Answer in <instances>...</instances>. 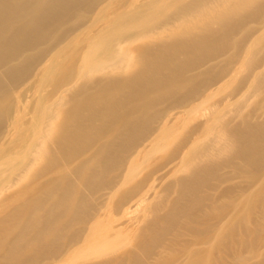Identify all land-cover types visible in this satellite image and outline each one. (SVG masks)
I'll return each mask as SVG.
<instances>
[{
  "label": "bare ground",
  "instance_id": "obj_1",
  "mask_svg": "<svg viewBox=\"0 0 264 264\" xmlns=\"http://www.w3.org/2000/svg\"><path fill=\"white\" fill-rule=\"evenodd\" d=\"M176 182L171 237L114 259L158 264L186 235L190 264L260 256L244 215L264 217V0H0V264L96 246L109 205Z\"/></svg>",
  "mask_w": 264,
  "mask_h": 264
},
{
  "label": "rangeland",
  "instance_id": "obj_2",
  "mask_svg": "<svg viewBox=\"0 0 264 264\" xmlns=\"http://www.w3.org/2000/svg\"><path fill=\"white\" fill-rule=\"evenodd\" d=\"M197 122H199V120H197ZM184 131H182V132L184 133ZM182 132L179 131L178 133H176L175 137L177 139H179V138L181 139V137L184 135V134H182ZM177 139H176V141H177ZM173 146H174V144L171 145V143H170L163 150L149 155L148 157H146L143 160V162H142L143 164L142 163L140 164L141 167L144 166L149 160L155 159L156 157L162 155L164 152H167ZM155 175L158 176L159 173H156ZM250 180H251L250 175H248L247 173H243V174L235 177L234 183H236V182L248 183V182H250ZM230 186H231V184H230ZM230 186H226V187L230 188ZM171 187L172 188L169 189L170 191H168L167 194L165 196H163L161 199L153 200L146 207H141L138 210H135L133 208L135 211L131 208L133 205H135V201H134L135 199L131 200V202L125 203L122 206L118 205L119 207H116V208L109 205L107 214L102 215V216L98 217V219H96L97 220L96 222L98 223L99 229L97 231V234L94 237L95 238L101 237L99 240V243L93 247H89L88 245H79V247H77V249L72 251L70 253V255H68V257H64L58 263H54V264H96V263L98 264L99 262H100L99 264H103L102 260H99L102 257H103L102 259H104V260H106V257L107 258L110 257L111 262L109 264H131L130 260H128L127 257L124 258V256H120V257H117L114 259V256L117 255L114 253H118L119 251H121L124 248L132 249L133 252L137 253V255L139 254V256H137L138 258L143 257L142 256L143 255V248L145 250H150V245H151V248L154 249L155 247L152 246V243H153L152 241H154V239L157 236H163L166 239H169L171 237L169 235L165 236V234L168 233V231H167V229H168L167 226H169L168 223L170 220L174 219V216L176 215V210H173L172 207L169 206L168 202L172 201L174 199H178V202H176V203H178L177 204L178 206H180V207L186 206V201L184 199L179 200L178 191L180 189V185L176 182V183H172ZM160 188H159L160 193H161V191H163V192H165V190L167 191L166 185L161 186ZM138 191H140V190H138ZM231 199L232 198L222 199L219 202V204L221 202L228 204L231 202ZM91 205H92L91 202L90 203L87 202L85 205L87 207L86 210L90 209ZM123 209H125V210H123ZM127 209H129V210H127ZM130 209H132V210H130ZM86 210H85V212L88 211V210L87 211ZM156 216H157L159 222L153 226V222L156 220L153 218L154 217L156 218ZM230 216L231 215H227L228 218ZM244 216H245L246 224H249L250 228H253L252 226L256 225V221H258V223L260 222L261 223L260 225H262V223L264 222V220H263L264 217L260 218L261 215L260 216H258V215H244ZM249 218H251V219H249ZM260 219H261V221H260ZM250 220H252L251 222L253 225L250 224ZM122 223H123V225H122ZM79 227H75V228L77 229ZM261 227H263V226H260V228ZM117 228H119V229H117ZM175 230H178V229H175ZM180 233H186V232L178 230L175 235H178ZM242 236L243 235L239 234L238 238H241ZM136 237L139 239L137 240ZM216 238L217 237H215V236L211 237V239H213V242L211 245L207 246L208 250L213 249L214 243H215L214 241H216ZM150 239H152V240L150 241ZM191 239H192V237L190 235H186L185 237H183L182 245L175 247L174 250H172V251L166 252L164 254L166 257L163 258L162 260H160L158 264H190L191 263L190 261L193 260V259L191 260V252L193 250L200 248V247H195L193 245L192 246L187 245L185 243V242L191 241ZM140 240H142L141 242L144 241L143 244L140 242L139 246L136 245V242L140 241ZM260 240H261L260 242H262V247L257 252L258 254H260V256L251 259L248 264H254V263L258 264L262 261V259L264 260V255H263L264 254V239L261 238ZM130 242H132V243L130 244ZM144 243L145 244L148 243V246H147V244L145 246ZM165 244H166V241H164L163 246ZM136 246H138V247H136ZM140 246H141L142 250L138 249V248H140ZM205 248H206V246H205ZM31 249L32 250L29 251V256L32 255V253L34 252V250H33L34 248H31ZM139 250L141 251V253L139 252ZM1 251H2V249L0 248V253H1ZM112 253L114 254V255H112L113 257L111 256ZM107 255H109V256H107ZM241 255H243V254H241ZM218 256H220L219 257L220 259H224L223 261H225V262L223 264H226V262L231 259V254H228V252L226 250H222L221 252H218ZM243 258H241V260ZM93 260H94V262H93ZM120 261H122V262H120Z\"/></svg>",
  "mask_w": 264,
  "mask_h": 264
}]
</instances>
